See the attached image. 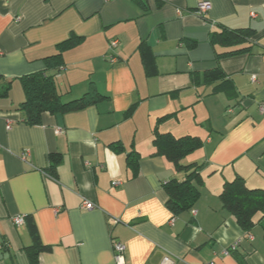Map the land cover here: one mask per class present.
Here are the masks:
<instances>
[{
    "label": "crops",
    "instance_id": "1",
    "mask_svg": "<svg viewBox=\"0 0 264 264\" xmlns=\"http://www.w3.org/2000/svg\"><path fill=\"white\" fill-rule=\"evenodd\" d=\"M201 1L212 5L204 16ZM223 27L255 35L213 44ZM70 38L78 43L51 71L62 101L91 86L105 98L30 125L19 108L21 78L44 70ZM218 67L226 82L217 90L221 79L195 82ZM8 82L0 96V264H117L113 240L126 246L124 264H161L166 255L174 264H264L263 223L243 229L220 197L238 176L264 189V0H0V90ZM156 130L203 142L180 161L198 166L200 198L179 214L165 184L188 172L158 152ZM132 151L136 173L127 165ZM52 157L60 159L54 174ZM17 215L36 224L47 246L36 262Z\"/></svg>",
    "mask_w": 264,
    "mask_h": 264
},
{
    "label": "trees",
    "instance_id": "2",
    "mask_svg": "<svg viewBox=\"0 0 264 264\" xmlns=\"http://www.w3.org/2000/svg\"><path fill=\"white\" fill-rule=\"evenodd\" d=\"M254 35L255 31L251 28L228 29L223 27L221 31L213 33L212 43L224 46H235L244 43L249 38L251 39ZM77 43L78 40L76 39H68L58 46V53L44 59L46 64L44 70L25 75L21 78L25 101L21 103L19 108L23 112L24 119L28 124H41L42 115L45 112L64 114L70 111L82 110L105 98L98 93L95 87L91 86L89 91L81 98L69 102L62 101V95L57 89L56 74L51 73V71L63 66V51ZM140 51L145 56L149 49L143 43L140 46ZM240 51L235 50L225 54H234ZM144 64L147 74H153V68L147 63L145 58ZM224 76V72L218 67L213 71L194 76V80L197 83L212 84L213 81L223 80ZM225 82L226 80H223L214 89L217 90ZM9 90L10 82L6 83L0 90V96H6ZM153 143L156 145L158 152L166 155L177 169L188 172L184 180L173 179L165 184V189L169 196L167 202L168 207L174 214L192 209L200 198V174L198 173L197 165H182L180 161L192 151L201 147L203 142L198 137L184 136L176 138L170 133L163 134L156 130ZM114 147L119 149L121 145L116 143ZM52 158L53 164L51 171L54 174L56 165L60 162V159L57 157ZM139 159V154L135 151L130 152L127 156V165L135 173L138 169ZM220 197L223 202V207L236 218L243 229L249 230L256 223H263L264 226V189H250L244 179L238 176L234 180L224 184ZM257 216L258 218H256ZM25 223L28 224L33 237V244L29 247V253L32 260L36 262L38 253L46 249L47 246L42 243L36 224L28 217H26Z\"/></svg>",
    "mask_w": 264,
    "mask_h": 264
},
{
    "label": "built area",
    "instance_id": "3",
    "mask_svg": "<svg viewBox=\"0 0 264 264\" xmlns=\"http://www.w3.org/2000/svg\"><path fill=\"white\" fill-rule=\"evenodd\" d=\"M212 5L209 1H201L198 3L197 5V14L204 16L205 14H207V12L211 9ZM119 41L117 39H114L110 42L109 44V57L112 61H116V55L114 54L115 48L118 46ZM264 111V109H262ZM57 132H63V130L59 129L57 130ZM29 155L28 151H25L21 154V157L26 160L27 157ZM114 184H117V182H114ZM83 207L84 208H93V203L84 200L83 202ZM13 222L16 225H22L25 224L26 222V216L24 215H17L13 218ZM112 245L114 248V253H115V259H116V263L117 264H124L125 263V250H126V246L125 244H123L122 242L118 241V240H113L112 241ZM161 264H174V260L171 256L166 255L163 257Z\"/></svg>",
    "mask_w": 264,
    "mask_h": 264
}]
</instances>
